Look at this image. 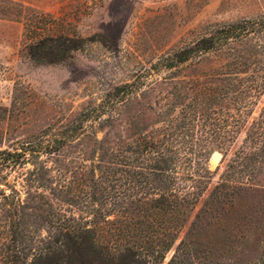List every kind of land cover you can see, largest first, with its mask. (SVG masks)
Listing matches in <instances>:
<instances>
[{
    "label": "trees",
    "instance_id": "1",
    "mask_svg": "<svg viewBox=\"0 0 264 264\" xmlns=\"http://www.w3.org/2000/svg\"><path fill=\"white\" fill-rule=\"evenodd\" d=\"M58 40L46 36L31 48L57 60L69 55L59 50ZM195 51L201 60L194 98L167 104L166 115L153 118L150 126L140 108L125 121L131 132L110 143L97 138L93 125L94 131L85 129L83 121L91 120L93 110L87 111L72 128L73 137L83 141L85 162L77 169L55 165L51 143L59 140L56 134L32 135L0 149L2 264H161L177 241L167 264H225L215 256L226 250L227 260L237 263L238 249L227 242L233 232L239 235L235 231L248 217V201L257 202L255 234L264 231V181L257 180L264 173V106L250 120L264 92V12L218 26L198 40ZM110 99L94 109L95 121L106 104L122 108L132 100ZM115 119L111 113L102 123ZM242 130V146L203 198L212 153ZM61 135L65 143L69 130ZM28 164L32 167L22 172L20 184L23 197L9 173ZM238 175L246 178L237 180ZM209 226L219 232L206 242ZM253 252L246 264H264V236Z\"/></svg>",
    "mask_w": 264,
    "mask_h": 264
},
{
    "label": "rangeland",
    "instance_id": "2",
    "mask_svg": "<svg viewBox=\"0 0 264 264\" xmlns=\"http://www.w3.org/2000/svg\"><path fill=\"white\" fill-rule=\"evenodd\" d=\"M263 12L264 0H0V107L6 108L3 115L0 113L4 116L0 149L18 146L32 135L56 134L59 140L51 143L55 165L62 162L71 170L77 169L85 162L79 147L83 141L73 137L76 131L72 128L87 111L93 110L91 120L83 121L85 129L87 125L88 130L95 128L97 138L110 139V143L131 132L125 121L140 108H144L145 122L150 126L153 118L166 115L167 104L177 98H194L201 60L195 51L198 40L222 24ZM46 36L60 37L58 48L61 52L66 49L69 55L54 60L43 57L42 48H31ZM187 49H192L189 58L179 61ZM110 98L132 100L127 107L107 108ZM105 100L104 112L95 121L94 109ZM263 106L264 92L250 120ZM111 113L116 118L113 124L102 123ZM67 129L70 135L63 143L59 135ZM244 138L242 130L231 144L212 153L208 161L210 186L203 198L219 183ZM87 147L86 143L84 150ZM31 167L28 164L9 173L11 180L17 178L23 197L22 172ZM245 178L238 175L237 180ZM257 180L264 181V173ZM245 210L248 217L235 231L239 235L233 232L227 242L238 249L236 264L250 262L258 238L264 236L263 230L255 234L259 220L256 200L248 201ZM215 228L209 226L204 233L206 242L219 232ZM3 237L0 229V264ZM178 242L161 264H167ZM228 254V250L217 254L216 260L235 264L233 259L227 260Z\"/></svg>",
    "mask_w": 264,
    "mask_h": 264
}]
</instances>
